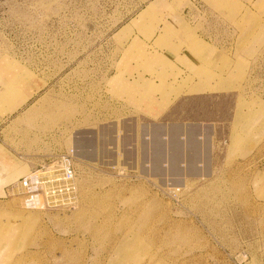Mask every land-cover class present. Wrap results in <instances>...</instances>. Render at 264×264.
<instances>
[{"label": "rangeland", "instance_id": "374dc122", "mask_svg": "<svg viewBox=\"0 0 264 264\" xmlns=\"http://www.w3.org/2000/svg\"><path fill=\"white\" fill-rule=\"evenodd\" d=\"M135 32L158 35L139 67L200 37L199 84L146 90L165 116L114 101L132 95L108 78ZM158 125L178 130L160 145ZM71 149L76 208L10 183L0 264H264V0H0V157L26 175Z\"/></svg>", "mask_w": 264, "mask_h": 264}, {"label": "crops", "instance_id": "0c3cea01", "mask_svg": "<svg viewBox=\"0 0 264 264\" xmlns=\"http://www.w3.org/2000/svg\"><path fill=\"white\" fill-rule=\"evenodd\" d=\"M124 26L125 25H123L122 27ZM157 36L158 35H156L149 42H147L143 40L142 37L135 32L128 39L126 46L124 47L122 53L120 54L119 59L113 66L112 72L108 78V82L111 84V87L113 88H122V90H125L127 92L128 91L132 92V95L134 92H137L138 96L136 97V100L133 99L135 96L132 98L131 97L132 95L131 96L125 95L127 98H123L122 100L116 98L114 99V101L116 102L119 101L120 105L128 108L129 111H135L139 115H142L144 117H148L150 113H153L155 115L158 114L159 116H165L168 112V108L160 109L157 108L156 106L147 107L148 101L161 99L160 93L146 94L147 89L151 90V88L152 89L156 88L161 84L173 85L175 79L176 81L179 82H177L176 86L175 85L174 86L181 87L180 90H182V86L190 87L191 89V87H194L195 85L199 84V78L194 73V67L199 62L200 57L197 52L198 50H194V49H198L197 47L200 44V37L194 36L193 34L191 37H193V41L197 44V47H195L193 43L194 49L191 51L192 53L188 51L187 46H182L180 52L175 54L174 53L175 51L173 52L171 50L172 45L169 44L166 48L165 47L157 48V50L152 51V56L149 57V62L146 63V59H145V61H143L142 63L143 67L138 66L139 65L138 61L134 59L138 54L135 52L134 49L138 47L141 41H143L144 44H148L149 46L150 45L154 46ZM124 50H127L126 53L124 52ZM156 51L158 54H161L159 55L160 57L157 56L158 54L155 53ZM194 53H196L197 56ZM160 58L162 60L161 62H158ZM154 61L157 64H154ZM146 65H149L152 73H150V71L144 70V67ZM160 74L165 75V81L163 83L160 79L157 78V76H159ZM215 83L216 82H207L205 84L208 86L211 85L213 86L215 85ZM185 93L187 92H183V94ZM189 94H193V93H189ZM27 99H25V101ZM135 101L140 102L139 106H136ZM128 102L131 103L132 106ZM156 128H157L156 131L157 139L154 140L155 137L154 135L153 140L154 142H158L161 145L162 142L164 143L165 140L164 127L163 125H158L156 126ZM195 136H196L195 140H197L199 135H195ZM38 157H40L39 159L37 158L39 162L35 166H32L30 168L31 171L36 170L34 168H37L38 166L41 167L43 163L50 162L52 155L41 154ZM75 164H77V162H75ZM23 171H24V167L19 162L15 161L14 159L12 161H8L7 158L0 157V198H4L8 196L9 193H11L10 189L7 188L8 185L10 183H14V181L15 182L19 181V179L22 176H24Z\"/></svg>", "mask_w": 264, "mask_h": 264}, {"label": "built area", "instance_id": "2783aa9c", "mask_svg": "<svg viewBox=\"0 0 264 264\" xmlns=\"http://www.w3.org/2000/svg\"><path fill=\"white\" fill-rule=\"evenodd\" d=\"M76 151L58 154L49 164L22 176L17 189L27 197L39 196L49 207L76 208L79 200Z\"/></svg>", "mask_w": 264, "mask_h": 264}, {"label": "water", "instance_id": "95a60500", "mask_svg": "<svg viewBox=\"0 0 264 264\" xmlns=\"http://www.w3.org/2000/svg\"><path fill=\"white\" fill-rule=\"evenodd\" d=\"M176 128V129H175ZM191 128V127H190ZM177 131L178 129H177V127L174 125V126H169V127H167V128H164V133H166L167 135H168V137L170 138V139H172L173 138V135L175 134L174 133V131ZM181 130V132H177V133H183L181 136H184V134H189L190 133V130L188 131L187 129L185 130V128H181L180 129ZM180 135V134H179ZM168 153H166V155H167ZM167 160V157H165V161Z\"/></svg>", "mask_w": 264, "mask_h": 264}, {"label": "bare ground", "instance_id": "6f19581e", "mask_svg": "<svg viewBox=\"0 0 264 264\" xmlns=\"http://www.w3.org/2000/svg\"><path fill=\"white\" fill-rule=\"evenodd\" d=\"M76 136V135H75ZM78 138H80V137H78ZM75 140V139H74ZM78 140V139H77ZM178 140V139H177ZM196 143V141H189V143H188V145L190 144V146H192V145H194L193 143ZM181 144V143H180ZM197 144V143H196ZM78 147V146H77ZM176 147V146H175ZM176 149V148H175ZM88 154V151H83V154H81V155H83V156H85L86 157V155Z\"/></svg>", "mask_w": 264, "mask_h": 264}]
</instances>
